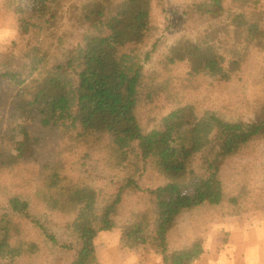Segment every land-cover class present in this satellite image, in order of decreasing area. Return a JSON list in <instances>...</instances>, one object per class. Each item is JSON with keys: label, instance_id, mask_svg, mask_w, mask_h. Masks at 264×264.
Masks as SVG:
<instances>
[{"label": "trees", "instance_id": "trees-1", "mask_svg": "<svg viewBox=\"0 0 264 264\" xmlns=\"http://www.w3.org/2000/svg\"><path fill=\"white\" fill-rule=\"evenodd\" d=\"M163 3L4 0L17 18L16 40L0 53V264L39 252L26 230L31 204L74 216L59 245L69 264H99L95 239L117 228L133 255L193 264L203 240L174 244L184 215L261 210L247 185L228 192L223 180L234 159L264 149V63L260 77L250 69L264 52V0H185L176 10L184 33L172 41L152 24ZM143 50L147 72L134 62ZM15 63L40 75L17 83ZM180 64L188 71L177 88ZM200 76L223 83L232 101L198 116L182 91L197 92Z\"/></svg>", "mask_w": 264, "mask_h": 264}, {"label": "rangeland", "instance_id": "rangeland-1", "mask_svg": "<svg viewBox=\"0 0 264 264\" xmlns=\"http://www.w3.org/2000/svg\"><path fill=\"white\" fill-rule=\"evenodd\" d=\"M184 1L164 0L162 9L158 6L153 7V27L157 34L167 37L169 41L184 33L183 28L176 27L183 18L180 13L176 14V10ZM3 3L4 0H0V53L8 51L10 43L16 40L17 17L6 9ZM25 7L29 5L25 4ZM67 24L65 20L62 26L64 33L67 30ZM144 53L145 50L135 52L134 62L147 72L151 70L152 64L145 59ZM263 63L264 52L254 55L250 66L251 73L260 77ZM30 68L25 64L15 63L13 66V71L17 74L15 81L23 84L32 77L40 75L39 69L31 71ZM187 71L183 64L174 67L172 77L177 88L181 87L182 79ZM202 77L197 78L200 83L197 92L181 90L185 98L197 107L198 116L205 110L219 109L234 98V95L225 89L223 83L209 84ZM250 94H255L257 99L255 90ZM163 103V99L158 101V105L162 106ZM249 104V108H253L256 105L255 99L251 98ZM236 107L240 113H245L247 109L245 106L236 105ZM251 114L249 111L248 115ZM8 180L7 178L5 183ZM223 181L228 192H236L239 183L247 185L248 190L253 191L252 197L261 210L255 211L254 208L257 206L253 205L239 217L230 218L224 216L221 209L201 207L180 219L177 234L174 236V244L188 245L197 238L203 240L204 252L193 264H264V149L257 147L234 159L230 165L226 166ZM7 188H11L9 184ZM3 198L0 196V205L5 207ZM30 212L34 222L27 223L26 230L28 235L38 243L39 252L29 264H69L70 256L59 245L69 241L64 225L70 223L74 216H58L45 212L33 204H31ZM44 233L53 236L56 243L50 242ZM119 239L118 228L108 233H101L96 237L95 251L99 264H162L161 257L158 255H133L121 249ZM26 261L27 259L22 260L23 263ZM4 264L15 263L14 260H7Z\"/></svg>", "mask_w": 264, "mask_h": 264}, {"label": "crops", "instance_id": "crops-1", "mask_svg": "<svg viewBox=\"0 0 264 264\" xmlns=\"http://www.w3.org/2000/svg\"><path fill=\"white\" fill-rule=\"evenodd\" d=\"M103 234V233H102Z\"/></svg>", "mask_w": 264, "mask_h": 264}]
</instances>
